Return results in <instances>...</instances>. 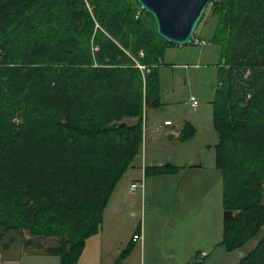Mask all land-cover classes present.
Here are the masks:
<instances>
[{
    "label": "trees",
    "instance_id": "1",
    "mask_svg": "<svg viewBox=\"0 0 264 264\" xmlns=\"http://www.w3.org/2000/svg\"><path fill=\"white\" fill-rule=\"evenodd\" d=\"M208 9L224 60L212 102L220 245L233 252L264 228V0ZM173 45L136 0H0V231L56 237L45 253L78 264L140 153L143 97L160 105L158 68ZM133 58L152 68L145 85ZM194 133L185 122L180 139ZM237 264H264V235Z\"/></svg>",
    "mask_w": 264,
    "mask_h": 264
},
{
    "label": "crops",
    "instance_id": "2",
    "mask_svg": "<svg viewBox=\"0 0 264 264\" xmlns=\"http://www.w3.org/2000/svg\"><path fill=\"white\" fill-rule=\"evenodd\" d=\"M183 67L187 70L186 65ZM185 72L188 74V71ZM192 96L196 97L191 95L187 98L189 105ZM169 120L173 125H165ZM185 122L193 125L195 133L192 138L181 140L180 133ZM218 141L213 119L207 120V114L200 112L191 121L184 119L176 124L171 117L164 118L161 123L155 122L153 113L145 156L137 158L118 182L105 209L102 227L86 241L78 264L198 262L196 258L201 253V240L203 246L208 245L206 250L220 242L219 231L216 230L215 234L208 221L209 212L212 209L215 211L217 202L220 201L223 206L222 174L215 164ZM167 164L177 166L179 170L173 174L145 173L143 192L131 190L132 183L141 178L144 167L159 168ZM161 198L172 199L175 208L169 209L161 204ZM137 200L141 201L144 213L140 222L133 218L137 216ZM146 211L149 212V224ZM135 235H140L142 239H135ZM128 247L131 250L127 254ZM34 253L43 254L45 251L40 245H26L24 240L18 242L10 237L0 238V264H39ZM57 257V264H60V257ZM207 257L209 253L203 260Z\"/></svg>",
    "mask_w": 264,
    "mask_h": 264
},
{
    "label": "rangeland",
    "instance_id": "3",
    "mask_svg": "<svg viewBox=\"0 0 264 264\" xmlns=\"http://www.w3.org/2000/svg\"><path fill=\"white\" fill-rule=\"evenodd\" d=\"M216 26L217 18H213L211 16L210 10L208 9L206 11V17L196 30L198 39L195 41V43L185 46L173 45L169 46L165 50L163 65L158 68L160 105L150 106L148 103H146L145 94L143 92L144 97L141 118L143 138L140 153L135 158V160L139 157L140 159H143L145 156V143L148 135L150 119L152 118L153 113L155 116V122L160 123L166 117L173 118V120L176 121V124L184 119L191 121L192 118L200 112H202L203 114H207V120H211V118L213 119V105L211 101L215 99V89L220 83L221 72L224 63V60L220 54L221 45L218 42L212 41ZM201 40H205L208 44H199V41ZM143 56L144 52L140 51L139 57ZM133 59L137 68H139L138 64L143 65L142 63H140V61L136 60V58ZM97 65V63L94 64V66ZM185 65L187 66V70H185V67H183ZM139 69L142 73L143 82L145 85V76L147 73L144 74L141 68ZM185 71H188V74ZM185 74H187L186 77ZM191 95H195L199 100H197L199 105L196 112L192 110L189 104H187V98ZM250 98L251 95H248L246 99L248 100ZM14 121L19 122V119L15 118ZM134 121L135 119L130 120V122ZM135 160L133 161V163H135ZM145 173L146 172L144 167V169L141 170V178L139 180L145 177ZM140 202L141 201L139 200H137L136 202L135 212L137 213V216L133 217L137 222H140L143 219L144 214L142 210V203ZM173 203L174 201L172 199L167 201L164 198H161V204L167 205L169 209L175 208V205H172ZM222 210L223 206L219 201L217 202L215 211H213V209L210 210L208 215V221L211 223V230L213 228L215 234L216 230L220 233V237H218L220 242L217 245H213L210 249L206 250V247L208 245L203 246V241L201 240V253L196 258L198 262L204 261L203 258L206 257V255L209 253V257H207V259L204 261L205 264H237L239 260L256 245L258 239L262 235H264L263 228L261 234L257 238L249 241L241 249L235 250L233 252H227L220 245L223 232ZM147 211L146 218L147 223L149 224V212ZM0 235H2L1 238L10 237L14 238L18 242L21 240L26 241L31 239L34 246L40 245L43 248L56 245L58 240V238L51 236H33L26 230L10 231L6 233L0 231ZM30 250L28 252L33 255V252H31ZM204 250L208 253L203 252ZM34 257H37L36 259L40 261L39 264H57L59 261V258L57 256H49L46 255V253H34Z\"/></svg>",
    "mask_w": 264,
    "mask_h": 264
},
{
    "label": "water",
    "instance_id": "4",
    "mask_svg": "<svg viewBox=\"0 0 264 264\" xmlns=\"http://www.w3.org/2000/svg\"><path fill=\"white\" fill-rule=\"evenodd\" d=\"M151 14L159 35L178 46L195 43L196 30L211 0H136Z\"/></svg>",
    "mask_w": 264,
    "mask_h": 264
},
{
    "label": "built area",
    "instance_id": "5",
    "mask_svg": "<svg viewBox=\"0 0 264 264\" xmlns=\"http://www.w3.org/2000/svg\"><path fill=\"white\" fill-rule=\"evenodd\" d=\"M199 44L207 45L208 43L205 40H201V41H199ZM138 67L141 68V70L143 71L144 74L145 73H150L151 70H152L151 67L143 66V65H140V64H138ZM189 103H190V106H191L192 110L196 111V109L198 107L197 99L194 96H192L189 99ZM165 125H173V123H172V121L169 120V121L165 122ZM131 190L133 192H143V190H144V177L141 180H137V181L133 182L132 185H131ZM134 238L135 239H142V237L140 235H135ZM0 257H1V255H0Z\"/></svg>",
    "mask_w": 264,
    "mask_h": 264
}]
</instances>
